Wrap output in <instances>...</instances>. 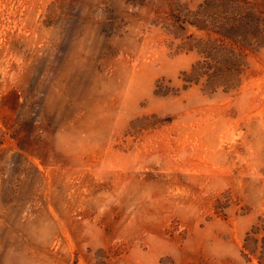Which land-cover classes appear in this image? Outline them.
<instances>
[{
  "label": "rangeland",
  "instance_id": "rangeland-1",
  "mask_svg": "<svg viewBox=\"0 0 264 264\" xmlns=\"http://www.w3.org/2000/svg\"><path fill=\"white\" fill-rule=\"evenodd\" d=\"M206 1L0 0V264H257L264 48L185 83Z\"/></svg>",
  "mask_w": 264,
  "mask_h": 264
},
{
  "label": "trees",
  "instance_id": "trees-1",
  "mask_svg": "<svg viewBox=\"0 0 264 264\" xmlns=\"http://www.w3.org/2000/svg\"><path fill=\"white\" fill-rule=\"evenodd\" d=\"M206 8L212 10V16L218 23V32L225 40L233 42L205 43L197 47L203 58L183 81L189 85H203L210 94L218 90H235L240 85V75L246 66L247 55L244 51L250 47L264 48V26L261 16L250 6H241L231 0H207ZM240 52V53H239ZM243 255L248 262L264 264V218L260 217L244 240Z\"/></svg>",
  "mask_w": 264,
  "mask_h": 264
}]
</instances>
